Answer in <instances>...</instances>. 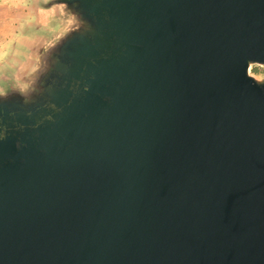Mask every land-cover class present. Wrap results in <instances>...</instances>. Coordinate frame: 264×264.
<instances>
[{
    "label": "water",
    "instance_id": "95a60500",
    "mask_svg": "<svg viewBox=\"0 0 264 264\" xmlns=\"http://www.w3.org/2000/svg\"><path fill=\"white\" fill-rule=\"evenodd\" d=\"M40 6L0 71V264H264V0Z\"/></svg>",
    "mask_w": 264,
    "mask_h": 264
},
{
    "label": "crops",
    "instance_id": "0c3cea01",
    "mask_svg": "<svg viewBox=\"0 0 264 264\" xmlns=\"http://www.w3.org/2000/svg\"><path fill=\"white\" fill-rule=\"evenodd\" d=\"M11 0H0V56L7 57L0 62V71L8 66L19 64L36 32L51 29L49 25L50 11L40 6V0L32 3L19 2L11 4Z\"/></svg>",
    "mask_w": 264,
    "mask_h": 264
},
{
    "label": "flooded vegetation",
    "instance_id": "af4514ba",
    "mask_svg": "<svg viewBox=\"0 0 264 264\" xmlns=\"http://www.w3.org/2000/svg\"><path fill=\"white\" fill-rule=\"evenodd\" d=\"M252 72L258 73V74H264V66L263 65H253L251 68ZM50 86L54 85V81H52L50 84ZM48 96L44 95V93L40 94V102H43L44 104H46L49 100H48ZM44 120V119H42ZM9 162H13L12 159H6Z\"/></svg>",
    "mask_w": 264,
    "mask_h": 264
},
{
    "label": "rangeland",
    "instance_id": "374dc122",
    "mask_svg": "<svg viewBox=\"0 0 264 264\" xmlns=\"http://www.w3.org/2000/svg\"><path fill=\"white\" fill-rule=\"evenodd\" d=\"M12 2H11V4L12 5H16L17 3H21V2H25V3H32L31 1H33V0H11ZM53 27H51V29H52ZM6 58L7 57H4V56H0V62L2 63H4L5 61H6Z\"/></svg>",
    "mask_w": 264,
    "mask_h": 264
}]
</instances>
